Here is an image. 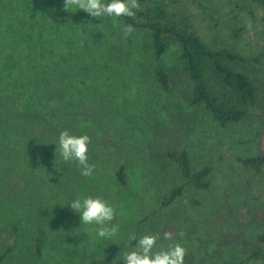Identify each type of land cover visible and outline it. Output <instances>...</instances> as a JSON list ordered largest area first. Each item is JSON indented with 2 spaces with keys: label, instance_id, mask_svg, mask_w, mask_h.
<instances>
[{
  "label": "rangeland",
  "instance_id": "obj_1",
  "mask_svg": "<svg viewBox=\"0 0 264 264\" xmlns=\"http://www.w3.org/2000/svg\"><path fill=\"white\" fill-rule=\"evenodd\" d=\"M63 3L0 0V34L7 31L13 35L10 40L0 35V81L5 74L20 78L26 69L23 59L30 52L24 39L35 40L42 9L52 7L46 14L56 13L54 18L65 24L64 29L82 30L75 40L81 46L77 67L83 77L76 86L78 93L70 98L84 113L74 120V135L91 137L88 162L95 169L91 177L81 176L75 162H66L62 175L56 174L60 170L57 163H42L23 171L22 165L16 166L22 154L19 146L8 143L7 147L17 151L11 152L10 158L0 156V247L11 245L13 251L3 264H115L137 246L138 241L129 239L133 234L139 238L140 233L153 234V230L169 225L193 230L191 244L198 240L205 245L208 239L219 238L220 220L230 214L227 205L236 214H245L247 209L252 214H264V180L249 175L238 161L264 149L260 145L264 141V109L262 116L228 128L218 127L201 108L189 105L191 85L181 77V49L177 44L170 45L163 60L172 79V89L166 92L157 81L146 32L135 30L125 39L122 28L113 26V18L97 19L83 10L66 12ZM246 39L264 45L263 12L249 24ZM177 147L189 151L195 168L211 165L215 170L213 187L203 196L205 207L188 221L181 216L182 207L175 205V214L162 209L157 198L182 183L166 155L168 149ZM56 155L60 157L59 152ZM122 164L127 165L129 175L124 190L116 184V171ZM70 192L75 199L100 197L113 206L116 215L111 223L119 225L118 235L101 239L96 235V225L81 224L79 214H70L67 209ZM256 224L247 231L251 241L264 231V221ZM226 225L224 232H237L232 221ZM40 231L44 238L38 255ZM165 231L158 235L155 250L179 243L175 236L164 239Z\"/></svg>",
  "mask_w": 264,
  "mask_h": 264
},
{
  "label": "trees",
  "instance_id": "obj_2",
  "mask_svg": "<svg viewBox=\"0 0 264 264\" xmlns=\"http://www.w3.org/2000/svg\"><path fill=\"white\" fill-rule=\"evenodd\" d=\"M139 3L141 7L134 17L119 20L148 34L156 78L162 90L172 89L171 75L163 60L170 45L177 44L181 49V77L191 85L190 106L201 108L220 128L262 116L264 45L248 43L246 33L249 24L257 21V14H264V0H207L205 3L201 0H139ZM191 3L195 7H190ZM51 8L42 9L39 14L35 40L24 39L30 54L23 59L26 69L20 78L5 74L0 81V156L10 158L11 152L17 150L7 145L16 143L22 153L17 167L22 165V170L28 171L42 163H57L60 170L56 174L62 175L66 162L56 155L55 144L61 131L76 133L74 120L84 116L70 98L78 93L76 86H80L78 81L83 77L77 67L81 46L75 40L83 31L74 27L64 29L65 24L55 20L56 13L46 14ZM37 11L39 13L40 8ZM0 35L9 40L13 36L7 31ZM15 138L17 141H13ZM260 145L264 146V141ZM30 155H34L33 158L29 159ZM166 155L182 183L157 198L162 209L175 214L178 208L174 211V206L182 207L181 216L188 221L195 217V211L205 207L203 196L213 187L215 170L211 165L195 168L189 151L183 147L168 149ZM238 161L249 175L264 180L262 147L255 155L239 157ZM127 169V165L122 164L116 171V184L122 190L128 185ZM73 192L67 194V209L70 214H77L68 207L75 199ZM226 208L230 214L220 220L219 238H210L205 245L196 239L197 244H191V229L166 225L153 230V234L159 235L165 229L173 232L175 240L187 247L184 264H264V231L258 233L254 241L247 235L249 228H256L257 222L264 221V214H252L248 209L245 214H236L228 205ZM230 221L236 233L224 232ZM14 230L18 228L14 226ZM181 232L183 236L179 235ZM143 235L140 233L139 238ZM42 238L44 232L40 231L36 244L38 255H41ZM12 251L11 245L0 247V264ZM115 264H123V260Z\"/></svg>",
  "mask_w": 264,
  "mask_h": 264
},
{
  "label": "clouds",
  "instance_id": "obj_3",
  "mask_svg": "<svg viewBox=\"0 0 264 264\" xmlns=\"http://www.w3.org/2000/svg\"><path fill=\"white\" fill-rule=\"evenodd\" d=\"M141 7L139 0H64L63 10H83L91 17L113 18V26L122 28L123 38L127 39L135 29L132 25H121L119 18L134 17L136 10ZM91 137L87 134L74 135L63 130L58 136L56 152L64 162H75L80 169L81 176L91 177L95 165L88 162L89 145ZM80 216L81 224L96 225V235L101 239H112L119 233V225L112 224L115 219V209L100 197L86 196L74 199L68 206ZM179 235L183 236L181 232ZM174 234L164 233V239L172 240ZM130 241H138L137 246L123 255V264H184L187 249L180 243L168 245L166 248L156 249L158 235L145 234L137 238L134 234Z\"/></svg>",
  "mask_w": 264,
  "mask_h": 264
}]
</instances>
